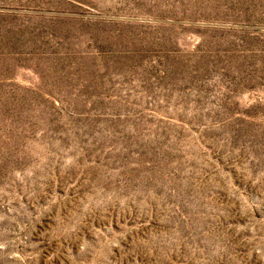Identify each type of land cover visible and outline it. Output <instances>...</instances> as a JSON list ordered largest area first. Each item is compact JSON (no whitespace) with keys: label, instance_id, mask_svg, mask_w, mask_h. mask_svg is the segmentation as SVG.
<instances>
[{"label":"rangeland","instance_id":"obj_1","mask_svg":"<svg viewBox=\"0 0 264 264\" xmlns=\"http://www.w3.org/2000/svg\"><path fill=\"white\" fill-rule=\"evenodd\" d=\"M0 264H264V0H0Z\"/></svg>","mask_w":264,"mask_h":264}]
</instances>
